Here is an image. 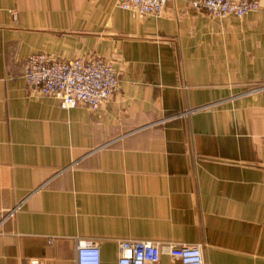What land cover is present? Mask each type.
Here are the masks:
<instances>
[{"label":"crops","instance_id":"1","mask_svg":"<svg viewBox=\"0 0 264 264\" xmlns=\"http://www.w3.org/2000/svg\"><path fill=\"white\" fill-rule=\"evenodd\" d=\"M168 0H0V264H101L119 240L201 244L204 264H264V12L214 18ZM99 56L97 110L31 90L28 56ZM191 111V112H189ZM159 264H179L163 255Z\"/></svg>","mask_w":264,"mask_h":264},{"label":"built area","instance_id":"2","mask_svg":"<svg viewBox=\"0 0 264 264\" xmlns=\"http://www.w3.org/2000/svg\"><path fill=\"white\" fill-rule=\"evenodd\" d=\"M168 0H116L118 7L139 17L159 15ZM191 8L214 18L229 15L238 18L249 12L263 11L264 0H191ZM27 86L35 93L57 98L61 105L70 108L84 105L97 110L118 90L119 78L113 62L91 56L87 59L56 58L48 53L36 52L28 56L24 69ZM260 89H264L262 86ZM191 112V111H189ZM21 203L0 211L1 224L13 218ZM76 264H101L99 245L92 239H76ZM117 264H159L167 255L179 264H204L201 244H169L148 240H119ZM29 264H45L32 258Z\"/></svg>","mask_w":264,"mask_h":264}]
</instances>
